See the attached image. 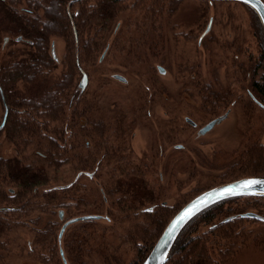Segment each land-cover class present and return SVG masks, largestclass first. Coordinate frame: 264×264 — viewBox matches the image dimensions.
Here are the masks:
<instances>
[{
    "label": "rangeland",
    "instance_id": "374dc122",
    "mask_svg": "<svg viewBox=\"0 0 264 264\" xmlns=\"http://www.w3.org/2000/svg\"><path fill=\"white\" fill-rule=\"evenodd\" d=\"M134 1L138 0L126 3V7L105 38L104 47L94 57L93 63L88 64L87 59L84 61L85 64L81 63L90 76L89 86L85 91L87 99H91L92 96L100 98V95L91 94L102 91L108 94L104 95L108 109H111L112 105L116 103L120 104L121 95L119 93H125L129 89L112 81L108 76L113 71L126 72L128 69H124V62L130 64L128 77L154 75L162 85L175 86L177 83L181 85L183 70L181 68L184 62L198 59L196 65L202 66L205 77L209 76L210 67V73L213 71L220 77L218 87L225 90L229 85L233 95H248L246 90L250 87V80H256L263 75L264 40L259 28L262 33L263 31L257 14L249 6L233 1H205L202 3L196 0H166L155 7L152 0H148L139 2L133 7L132 2ZM170 2L173 7L171 18L168 14ZM22 8L30 11L25 3L22 4ZM212 17L215 19L213 30L202 41V46L208 44L210 46L199 48L197 43L200 40L198 39L206 30ZM225 18L229 19L227 24L223 23ZM8 24H10L9 19ZM228 24L232 27L231 34L227 29ZM186 33L189 36H186ZM229 35H232L236 41L235 53L239 55L237 63H246L247 58L251 57L253 68L246 75L240 72L239 64L235 68L229 66L224 55L221 54L222 43L227 41ZM143 36L149 44L153 43L152 47L143 48L140 42H137ZM6 37H8V42L5 44ZM11 40L16 41V36L0 32V57L8 56V61L12 58L24 57V53L30 49L28 44L25 42L12 43ZM52 43H55L58 56L52 73V81H61L62 77H65L63 70L69 72L68 69L63 68V62L64 67L74 65L76 68L73 80L74 84L78 86L81 75L77 71L76 60L74 62L68 60V57L74 54V48L73 50L69 48L63 38L53 37L51 45ZM161 43L166 46L168 44V46L164 47ZM167 48L172 51L171 58L164 51ZM161 49H163L162 53H166L167 61H164L160 55ZM102 56L103 58H101ZM213 61L216 62L214 66ZM161 62L167 69V75H159L156 69ZM132 63L135 67L131 65ZM233 77L235 80L232 81ZM18 89L19 94L25 93L23 86L19 85ZM70 98H72L71 95ZM241 112L239 105H236V108L233 107L229 128L217 131L216 136L213 135L205 140L213 143L215 153L221 155L219 165L227 163L236 152L238 155L245 146L253 147L249 150L251 155H248L251 168L248 167L244 171L238 172L235 179L250 175H264V112L255 105L247 117L244 112L241 116ZM69 113L72 116L73 107L70 108ZM93 113L97 114L96 120L106 117L105 111L104 117L101 111ZM3 114L4 104L0 97V123ZM108 114L110 118L111 114L109 112ZM72 119L74 118L71 117V121ZM50 125L51 129L55 130H61L64 126L60 119L50 122ZM134 130L137 132L135 147H132V137L130 136L133 134V130H130L126 142L130 152L126 154L122 153L125 150L120 148L122 141L114 132L106 135L102 143L99 140L98 146L90 147H87L81 135L79 139L77 136V142L68 136L71 146L68 145L69 149L64 154V158L58 160V166L46 167L45 170L50 181L47 186L40 189L39 197L32 199L26 207H24L25 201L17 204L18 206L0 202V207L8 205V210L13 209L7 214L0 213V264H32L33 262L37 263L38 260L46 261L45 264H76L77 259L68 256L66 241L69 240L72 231L81 227H86L83 229L87 231L83 241L80 238L75 241L81 246L85 243L82 248L87 249L85 253L82 249L85 259L82 258L81 264H107L106 255H112L120 258L124 263L130 264L135 260L137 245L139 244L138 250L144 246L145 242L153 243L154 246L171 218L195 197L197 192L212 185H219L220 181L229 180L222 178L226 166L213 170L198 161L195 162L197 158L195 151L199 148L196 144L189 142V152L177 153L172 149L175 160L170 175L167 174L165 178L161 177V174L165 175L166 164L164 162L155 163V170H148L145 172L144 178L140 176L137 179L142 184L139 191L140 197L137 200L129 199L123 191L114 189L115 184L119 185L118 181L124 180L123 173L118 169L125 167V159L134 167L148 166L149 164V160L145 159L149 155L146 132L143 129L139 131L138 128ZM41 143L42 147L37 148L33 142L25 150L23 149V154L20 153L18 156L15 147L0 138V156L4 158L19 157L24 165L28 163L32 165L38 161L44 162L42 159H45L43 156L47 150V139L43 138ZM107 151L113 155L117 151L121 157L104 158ZM200 152L207 157L211 155L210 151L200 150ZM89 172H94V178L87 176L86 173ZM79 173L81 176L77 179ZM219 175L220 180L218 179ZM9 187L5 188L8 193L10 190H18L13 185ZM63 189L68 192H60L64 191ZM111 190L114 191V194L106 196L107 192ZM45 192L55 194L56 200L50 202L44 199L42 193ZM144 197L149 198L144 201ZM154 200L158 206L156 212L161 214L155 225L152 223L153 214L143 213L144 209L154 203ZM119 201L120 205L117 204ZM164 202H167L165 207L161 206ZM239 203L242 204L243 200H240ZM230 205L226 204L224 211L229 210ZM60 209L65 212L64 221L59 219ZM250 211L264 216V208H248L239 210L236 214L241 215V212ZM89 214L102 215L103 218L71 225L66 230L62 243H58V234L67 219ZM229 214L230 211L220 215L212 224L228 221L227 219L231 217ZM6 215L8 216V227L3 222L6 221ZM51 226L54 227L55 232L50 237L43 231L39 236L33 232L34 227L50 228ZM211 228L210 224H201L199 227L202 233ZM237 228H239V232L246 235L247 239L242 244L239 243V249L237 251L235 249L233 252L235 257L227 264H264V222L247 219L240 222ZM60 248L64 251L67 263L63 262Z\"/></svg>",
    "mask_w": 264,
    "mask_h": 264
},
{
    "label": "trees",
    "instance_id": "16d2710c",
    "mask_svg": "<svg viewBox=\"0 0 264 264\" xmlns=\"http://www.w3.org/2000/svg\"><path fill=\"white\" fill-rule=\"evenodd\" d=\"M130 1L132 0H0V32L16 36V39L20 37V41L11 40V42H25L30 47L22 58H12L8 61V56L0 57V87L9 107L7 123L0 129V138L13 145L18 156L20 153L23 154L25 148L33 142L37 148L42 147L43 138H46L48 143L45 159H42L44 162L24 165L19 157L0 156V202L18 206L17 204L25 201L24 207H26L32 199L39 197L40 189L47 186L50 181L46 167L58 166V160L64 158V154L69 149L68 145L71 146L68 136L70 137L69 131L73 128L71 117L74 116L69 113L72 101L70 95L58 94L67 93L72 82L70 77H64L61 81H52L56 64L50 53L51 38H63L66 45L73 50L75 43L73 20L78 33V60L81 64L87 59L84 57L85 52L97 50L102 39L109 34L113 24L126 7V3ZM147 1H134L132 5L134 7L139 2ZM165 1L152 0L155 7ZM23 3L27 4L30 11L22 8ZM259 32L262 35L260 28ZM76 59L74 54L68 57L69 62H74ZM262 59L264 62V53ZM19 85L24 87V94H19ZM253 90L264 98V73L259 80L254 81ZM59 119L64 124L62 129H51L50 122ZM250 176L264 177L260 174ZM118 182L120 187L126 188L124 194L129 199L137 200L140 197L142 184L137 179ZM11 185L18 190L14 189L12 192L10 190L8 193L5 188ZM42 194L44 199L50 202L56 200V195L52 192ZM240 200H243L242 204L239 203ZM117 204H120V201ZM226 204L231 205L229 210L224 211ZM248 208H264V196L226 199L199 213L182 230L166 264H227L235 257L234 250L237 251L239 245L247 239L246 235L237 228L240 222L247 219H232L216 225L212 223L229 211V216L232 217L239 215L236 214L237 211ZM159 213L152 215L154 225L161 217ZM201 224H210L212 228L202 233L199 229ZM83 228L72 231L69 240L66 241L68 256L77 259L76 264L82 263L85 259L83 251L84 253L87 251L82 248L85 243L81 246L75 242L79 238L83 241L86 237L87 231ZM42 231L50 237L54 235L55 229L53 226L33 228L37 236L41 235ZM138 245L135 260L130 264H142L153 247V243L145 242L138 250ZM106 261L107 264H126L112 255H106ZM41 263L45 264L46 261L38 260L37 263L32 264Z\"/></svg>",
    "mask_w": 264,
    "mask_h": 264
},
{
    "label": "flooded vegetation",
    "instance_id": "af4514ba",
    "mask_svg": "<svg viewBox=\"0 0 264 264\" xmlns=\"http://www.w3.org/2000/svg\"><path fill=\"white\" fill-rule=\"evenodd\" d=\"M197 1V0H196ZM204 3V1H200ZM243 4V3H241ZM172 3L170 2L169 7V18L172 17ZM245 5V4H244ZM223 23H226L227 18L224 19ZM211 22V29L209 33L213 30L215 19L212 17L209 20L208 25ZM227 24V23H226ZM207 25V27H208ZM232 27L228 24L227 29L231 34ZM252 28V27H251ZM112 29V28H111ZM207 29V28H206ZM111 32V30H110ZM109 32V33H110ZM205 32V31H204ZM203 32V34H204ZM74 33V32H73ZM208 33V34H209ZM202 34V35H203ZM200 37L199 43H197L199 48H207L210 46H202V41L208 35ZM106 36L102 39V43L97 48L96 51H87L84 54V57L87 58L88 64L93 63L94 57L98 55V53L102 50L106 43ZM186 36H189L186 33ZM263 40L264 35L262 33ZM75 37V35H74ZM78 37V33H77ZM188 40V37H186ZM137 42H140V45L143 48L152 47L153 43L147 42V39L144 36L141 39H138ZM164 47H167L165 44L161 43ZM236 41L232 35L228 36L227 41L222 43L221 54L224 55L226 62L229 66L236 67L237 64L240 72L245 73V75L250 72L253 68L251 65V57L247 58L246 63H237V58L239 55L235 53ZM168 53V57L171 58L172 51L168 48L164 50ZM163 49L160 50V55L162 56L164 61L168 60L166 57V53H162ZM74 56L76 59L77 71L81 75V79L83 76V72L88 76V83L86 88L81 91L78 86L74 84V76L76 75V68L73 66L64 67L68 69L69 72L65 73V78H71V86L68 92L63 93L59 92L58 95H71L72 107H73V122L72 129L70 132V138L75 141L80 138V135L84 142L87 144V147L90 146H98V144L104 141V138L108 134H116L122 141V145L120 148L125 149L122 151L123 154L130 152V149L127 148L126 142L128 137V132L133 130L132 137V147H135V140L137 138V132L134 130L138 128L139 131L143 129L146 132V140H147V148L149 155L146 156L145 159L149 160L148 166L142 167H134L130 164L126 159V165L124 168L118 169L121 173H123V183L125 180L130 179H138L140 176L144 178L145 172L148 170H155V163L164 162L166 164L165 175L161 174V177L165 178L168 174L170 175L172 171L173 161L175 157H173L172 149H174L177 153H184V151L189 152V142L196 144L199 148L195 151L196 153V161L206 165V167L211 168L213 170L220 169L221 166H226V171L223 172L222 178L229 180L220 181L219 185L230 183L239 179L248 178V177H257V176H244L241 178L235 179V175L238 172L244 171L246 168L250 167L251 161L248 155H251L250 146H245L243 151H241L238 155L237 152L227 161V163L220 164L221 155L215 153V146L211 142L205 141L211 136L215 135L217 131L225 130L229 128V121L231 116L233 115V107L236 108V105L241 107V111L244 112V115L247 117L249 112H251L253 106L255 105L260 111L264 112V98L262 96L257 95L253 90V83L256 80H259L260 77L256 80H250V87L247 89L248 95H233V91L228 86L227 89L219 88L220 77L218 74H214L213 71L210 70L209 67V76L205 77L203 74V69L201 65H196L198 59L193 61L186 60L182 65V82L181 85L177 83V85L165 86L162 85L156 76H144L139 75L137 77H128L127 73H129L130 64L124 62V69H128L126 72L113 71L108 78L112 81H115L123 86L128 87V91L125 93H119L121 95L120 104L116 103L112 105L111 109H108V105L106 104V98L104 95H108L103 93L102 91H98L92 93L91 95H100L99 97H93L87 99V95H85L86 89H88L90 76L88 71L81 66L79 57V39L78 45L76 44V39L74 43ZM135 57V54H134ZM218 58V57H217ZM57 63V61L55 60ZM86 62V63H87ZM129 63V62H128ZM215 61L212 62L213 66L215 65ZM83 64H85L83 62ZM163 63L157 65L156 69L159 75L164 76L167 75V69L162 65ZM135 67V65L132 63ZM145 70V69H144ZM176 70V66H175ZM163 71V72H162ZM71 75V76H69ZM228 75V74H227ZM226 75V76H227ZM250 78V76H249ZM64 78L62 77V80ZM235 80V77L232 78V81ZM78 85V84H77ZM246 96V97H245ZM103 97V98H102ZM101 111L103 117L105 116L104 111L106 112V117L104 119L96 120L95 116L97 114L93 112ZM111 117L109 118V114ZM242 112L240 113L242 116ZM9 115V114H8ZM94 116V117H93ZM245 120V118L243 117ZM219 120V121H218ZM217 121V122H216ZM216 122V123H215ZM212 123H215L212 127L208 128ZM51 126V125H50ZM49 126V127H50ZM85 126V128H84ZM81 132V133H80ZM180 133H183L182 135ZM216 136V135H215ZM220 136V135H218ZM100 140V143H99ZM77 142V141H76ZM110 143V142H109ZM107 144V146L109 145ZM105 147V146H104ZM91 149V148H90ZM200 150L203 152L210 151L211 155L209 157L204 156ZM111 152V151H110ZM200 152V153H199ZM107 154L104 158H120L119 152L116 151L115 155ZM44 158V156H43ZM211 163V164H210ZM251 168V167H250ZM143 172V173H142ZM82 173V172H80ZM79 173V174H80ZM78 174V175H79ZM88 177L94 178V172L86 173ZM264 178V177H263ZM220 180V175L218 176ZM219 185L209 186L195 195H199L200 193L214 188ZM117 191L125 192V187H120L115 184L114 187ZM64 190V189H63ZM13 190H11L12 192ZM62 191V190H61ZM114 191L107 192L106 196L113 195ZM107 197V198H108ZM144 197V201H146ZM194 198V197H193ZM192 198V199H193ZM191 199V200H192ZM108 201V200H107ZM190 201V200H189ZM188 201V202H189ZM151 202V200H149ZM120 205V204H119ZM161 206H167V202L161 204ZM157 204L154 200V203L147 208L144 209L143 213L145 214H154L157 211ZM13 209L8 210V205L5 207H0V213L7 214L8 211H12ZM63 211V219L60 218V212ZM96 215V214H89ZM85 216V215H83ZM102 216V215H99ZM236 215H233V217ZM80 217V216H79ZM76 218V217H74ZM108 219V217H106ZM59 219L61 221L65 220V212L63 209L59 210ZM73 219V218H71ZM71 219H67L71 220ZM237 219V218H235ZM5 220L3 221L5 225L8 227V216H5ZM65 221V222H66ZM64 222V223H65ZM88 222V221H83ZM63 223V224H64ZM1 224V223H0ZM76 224V223H75ZM60 233V232H59ZM66 233V232H65ZM65 235V234H64ZM59 238V234H58ZM63 240V239H62ZM59 243V240H58Z\"/></svg>",
    "mask_w": 264,
    "mask_h": 264
},
{
    "label": "water",
    "instance_id": "95a60500",
    "mask_svg": "<svg viewBox=\"0 0 264 264\" xmlns=\"http://www.w3.org/2000/svg\"><path fill=\"white\" fill-rule=\"evenodd\" d=\"M197 1H204V2L205 1H209V2L233 1V2H238V3H243L247 6H249L257 14V16L260 20L263 35H264V1L263 0H197ZM68 10H69V6H68ZM72 24H73V31H74V35H75V39H76V44L78 45L77 31H76V27H75L73 20H72ZM210 29H211V22L208 25L207 29L205 30V32L202 36H205L206 34H208ZM16 40L20 41L21 38L19 37ZM7 42H8V38H5V43H7ZM106 51H105L104 55L106 54ZM51 56L53 57L54 60L58 61L55 43H52ZM103 56L101 58H103ZM87 83H88V76L86 73L83 72V76H82V79L78 85V88L81 91H83L86 88ZM0 95L2 97V100L4 101V114H3L2 122L0 124V129H1L6 125V122L8 119V114H9V107L5 102V97H4L3 90L1 87H0ZM215 123H212L208 128L212 127ZM80 176H81V174L78 175L77 179ZM250 179L264 181V178H261V177H248V178L239 179V180H236V181H233L230 183H226V184H222V185L216 186L214 188H211L209 190H206V191L200 193L199 195H197L196 197H194L188 203H186L171 218V220L166 225L164 231L162 232L160 237L157 239L156 243L154 244L150 253L148 254V256L146 257V259L143 261L142 264H166L168 257H169V254L171 252V249H172L173 245L175 244L177 238L181 234L182 230L186 227V225L193 218H195L199 213H201L202 211H204L208 207H210V206H212L218 202H221L223 200L234 198V197L264 196V184L255 185L251 189H241L240 192L243 194H228V193H224V191H223L224 189H227V188H235L237 185L243 183L246 180H250ZM201 201H204V203H201ZM194 205H198V207L194 208L193 207ZM188 209H192V213L189 216L185 217V219L183 221H181L177 225V227L170 232V229L172 228L173 223L176 222L179 219V217L182 214H184ZM63 214H64L63 211H61L60 212V218L61 219H63ZM236 217L253 219L256 221L264 222V216H262L256 212H252V211L243 213L239 216L231 217L227 220H231V219L236 218ZM102 218L103 217L99 216V215H85V216L76 217V218H73L71 220L66 221L63 224V226L60 230V233H59V238H58L59 243H62V239L64 237V234H65L66 230L71 225H73L75 223L83 222V221H96V220H100ZM60 254L63 258V262L67 263V259L65 258L64 251L62 248H60Z\"/></svg>",
    "mask_w": 264,
    "mask_h": 264
},
{
    "label": "snow or ice",
    "instance_id": "6c2138e0",
    "mask_svg": "<svg viewBox=\"0 0 264 264\" xmlns=\"http://www.w3.org/2000/svg\"><path fill=\"white\" fill-rule=\"evenodd\" d=\"M259 184H264V181H260V180H255V179H250V180H246L243 183L237 185L235 188H227L224 189V193H228V194H243L240 192L241 189H251L253 188L255 185H259ZM201 203H204V201H201ZM198 207V205H194L193 206ZM192 213V209H188L184 214H182L179 219L173 223L172 228L170 229V232L172 230H174L177 225L183 221L185 219V217L189 216Z\"/></svg>",
    "mask_w": 264,
    "mask_h": 264
}]
</instances>
